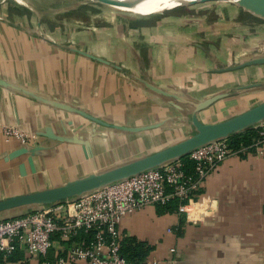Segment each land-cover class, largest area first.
Segmentation results:
<instances>
[{
    "label": "crops",
    "instance_id": "obj_1",
    "mask_svg": "<svg viewBox=\"0 0 264 264\" xmlns=\"http://www.w3.org/2000/svg\"><path fill=\"white\" fill-rule=\"evenodd\" d=\"M85 4L38 15L0 2V124L35 135L0 132V199L157 151L192 134L194 116L217 122L264 101V64H243L264 55V18L232 1L150 16ZM198 194L216 199L203 222L147 205L122 217L121 237L152 247L146 264H264V143L228 155ZM52 239L9 264H57L68 241Z\"/></svg>",
    "mask_w": 264,
    "mask_h": 264
},
{
    "label": "built area",
    "instance_id": "obj_2",
    "mask_svg": "<svg viewBox=\"0 0 264 264\" xmlns=\"http://www.w3.org/2000/svg\"><path fill=\"white\" fill-rule=\"evenodd\" d=\"M255 127L258 137L254 144L264 143V121ZM0 132L7 139L15 138L23 143L35 139L34 134L14 126L0 124ZM227 138L209 141L189 152L194 162L192 174L183 170L178 158L74 199L1 218L0 264H9V256L19 247L30 254H45L56 243L53 235L68 241L57 264H75L81 260L89 264H130L120 250L118 224L122 217L144 206L165 204L177 197L180 200L177 211L185 220L193 224L203 222L214 210L216 199L209 194L199 195L197 191L207 174L237 151L230 147ZM194 207L197 208L195 216L190 212Z\"/></svg>",
    "mask_w": 264,
    "mask_h": 264
},
{
    "label": "water",
    "instance_id": "obj_3",
    "mask_svg": "<svg viewBox=\"0 0 264 264\" xmlns=\"http://www.w3.org/2000/svg\"><path fill=\"white\" fill-rule=\"evenodd\" d=\"M230 1L249 12L264 18V0ZM243 64H264V55L246 60ZM223 95L224 94L222 93L215 94L199 102L196 108L198 110L203 109ZM94 119L100 121L97 118ZM263 121L264 101L217 122H202L197 116H194L192 118L194 132L186 138L169 144L168 146L152 153L128 160L114 167L90 174L77 180L33 192L21 193L2 198L0 199V214L8 211H31L50 204L74 199L96 188L119 181L143 170L161 166L184 155H188L191 150L209 141L225 137L227 138L231 134L241 132L246 128L255 127ZM8 217L9 216H4L3 218Z\"/></svg>",
    "mask_w": 264,
    "mask_h": 264
},
{
    "label": "bare ground",
    "instance_id": "obj_4",
    "mask_svg": "<svg viewBox=\"0 0 264 264\" xmlns=\"http://www.w3.org/2000/svg\"><path fill=\"white\" fill-rule=\"evenodd\" d=\"M2 1L4 2L7 0H0V2ZM11 1L19 6H23L32 10L38 15H44V13L47 12L55 14L65 9L76 7L77 5L82 3H88V1H96L102 4L109 5L114 10H119L126 14L138 15V16H150V15L159 14L165 10L174 7L176 8V6L179 7V5H189V4H195L197 2H206V1L208 2V0H11ZM219 1L229 2L230 0H219ZM196 210L197 208L194 207L193 210L190 211L193 216L196 215L197 213Z\"/></svg>",
    "mask_w": 264,
    "mask_h": 264
},
{
    "label": "trees",
    "instance_id": "obj_5",
    "mask_svg": "<svg viewBox=\"0 0 264 264\" xmlns=\"http://www.w3.org/2000/svg\"><path fill=\"white\" fill-rule=\"evenodd\" d=\"M257 137L258 129L256 127H251L242 132L231 134L227 140L230 147L237 150L241 145L254 144ZM179 159L182 161V168L187 174L194 173V162L188 155H184ZM179 202V198L172 197L165 204L156 205L157 211L159 213L177 211ZM151 249L152 247L145 242L137 241L132 237H121L120 239L121 254L130 264H146V256Z\"/></svg>",
    "mask_w": 264,
    "mask_h": 264
},
{
    "label": "rangeland",
    "instance_id": "obj_6",
    "mask_svg": "<svg viewBox=\"0 0 264 264\" xmlns=\"http://www.w3.org/2000/svg\"><path fill=\"white\" fill-rule=\"evenodd\" d=\"M3 2V1H2ZM5 2H8L10 4H14L11 0H7ZM95 5V6H98V7H110L109 5H106V4H102V3H99V2H96V1H88V3H86L85 5ZM111 8V7H110ZM67 13H70V12H67ZM48 16V15H47ZM4 216H12V215H6V214H2L0 215V218L1 217H4Z\"/></svg>",
    "mask_w": 264,
    "mask_h": 264
}]
</instances>
